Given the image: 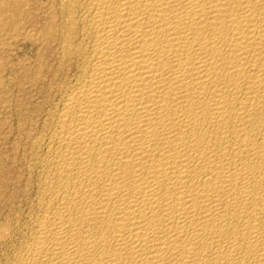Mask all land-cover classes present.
Listing matches in <instances>:
<instances>
[{"label": "bare ground", "instance_id": "6f19581e", "mask_svg": "<svg viewBox=\"0 0 264 264\" xmlns=\"http://www.w3.org/2000/svg\"><path fill=\"white\" fill-rule=\"evenodd\" d=\"M6 1L36 55L0 264H264V0Z\"/></svg>", "mask_w": 264, "mask_h": 264}, {"label": "rangeland", "instance_id": "374dc122", "mask_svg": "<svg viewBox=\"0 0 264 264\" xmlns=\"http://www.w3.org/2000/svg\"><path fill=\"white\" fill-rule=\"evenodd\" d=\"M3 1L4 0H0V4ZM11 1L14 2V0ZM9 2L6 1L5 3L9 4ZM11 4L14 3L11 2ZM0 11L1 13L3 12L2 14L0 13V212L1 210H3L0 213V218L3 217L0 219V221L5 217L8 218L9 221H11L14 220V169L19 170L20 173H22L23 168V161L21 160L20 154L22 151V142L19 138L20 136L18 135L19 132H16V130L18 129V126L16 124H18L20 121L19 117L17 116L20 115V113L18 114V112L21 111V108L24 106L23 104L29 97H32L30 95L31 93H29L28 91L26 92L25 88L23 89L25 84H23L24 80L22 81V77L23 79H26V77H28L29 71L26 69V66L28 69L29 67L32 68L34 66L33 62H35L34 57L36 55V50L34 48H31L30 44L26 41L14 42V28L12 31H10L11 29H9L14 27V12L11 11V9H3L2 4L0 5ZM9 11L12 18L9 15L6 16V12L8 14ZM24 65L25 67H23ZM16 85H18L19 88ZM22 93H25L26 96L24 97L25 94ZM16 94H20V96ZM15 97H17L18 99H15ZM14 103L19 104L14 105ZM14 113L16 114V116ZM16 120L18 123L16 122ZM15 135L17 137L19 136L18 138L20 140H18ZM19 141L20 143H18ZM10 191H12V194ZM11 207L13 208V211H11ZM9 209L11 212L9 211Z\"/></svg>", "mask_w": 264, "mask_h": 264}]
</instances>
